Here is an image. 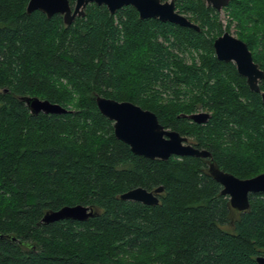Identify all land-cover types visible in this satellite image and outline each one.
<instances>
[{"label":"trees","instance_id":"1","mask_svg":"<svg viewBox=\"0 0 264 264\" xmlns=\"http://www.w3.org/2000/svg\"><path fill=\"white\" fill-rule=\"evenodd\" d=\"M174 1L200 31L96 4L66 26L61 15H29L30 0H0V264H258L264 256L263 193L237 213L209 173L211 159L137 156L97 107L98 96L138 105L210 151L222 171L264 174L262 96L214 49L234 27L264 71V0H230L225 29L204 0ZM185 51L200 65H188ZM27 97L69 112L33 115ZM202 110L206 124L185 117ZM159 187L157 206L121 199ZM76 205L95 217L43 223Z\"/></svg>","mask_w":264,"mask_h":264},{"label":"water","instance_id":"2","mask_svg":"<svg viewBox=\"0 0 264 264\" xmlns=\"http://www.w3.org/2000/svg\"><path fill=\"white\" fill-rule=\"evenodd\" d=\"M204 1L217 11L226 8L230 3V0ZM91 4L107 7L111 15L117 14L124 7L132 6L139 13L141 20L154 19L200 31L198 25L176 10L174 0L170 2L161 0H75L73 7L70 0H30L27 13L31 15L39 11L49 19L55 15H61L65 25L71 26L77 18L85 17L86 9ZM214 49L219 61L235 64L238 74L247 80L249 89L260 94L264 102V93L260 88V83L264 80V71L255 63L248 45L229 32H225L214 41ZM23 100L33 115L41 113L62 115L69 112L59 104H53L37 97H27ZM96 103L101 114L114 123L116 138L128 145L133 154L137 156L161 161H168L174 156L211 159L209 173L221 185V194L229 198L232 209L246 212L251 208L250 196L264 194V174L242 180L222 171L214 163L210 151L189 144L188 138L177 131L165 129L155 113L130 102H118L101 96L96 98ZM185 117L196 124L203 125L210 120L211 114L202 112L185 115ZM163 192V187L151 192L144 188H136L122 194L121 199L147 206H157L160 202L158 195ZM95 215L93 208L84 205L66 206L58 211L47 212L43 223L49 225L64 220L86 222ZM256 261L258 264H264V256L258 257Z\"/></svg>","mask_w":264,"mask_h":264},{"label":"rangeland","instance_id":"3","mask_svg":"<svg viewBox=\"0 0 264 264\" xmlns=\"http://www.w3.org/2000/svg\"><path fill=\"white\" fill-rule=\"evenodd\" d=\"M169 2L172 1V0H168ZM220 12V16H219V19L221 21V24L223 25V29L226 28L227 24H228V21H229V18H228V13L226 12L225 8H223L221 11H218ZM188 18V15H184ZM189 19V18H188ZM228 32V31H227ZM230 34H232L233 36L237 37L236 35V29L233 27L231 29V31L229 32ZM238 38V37H237ZM180 53V52H179ZM181 58L185 59L187 61V64H191L193 62V60L195 59L194 62L198 63V65H200V58H199V54L198 53H195V52H183V54H181ZM194 58V59H193ZM235 65V64H234ZM201 112H206L208 113L207 111H201ZM210 114V113H209ZM169 130V129H167ZM173 131V130H172ZM188 138V137H187ZM189 139V138H188ZM188 143L191 144V141L190 139L188 140Z\"/></svg>","mask_w":264,"mask_h":264},{"label":"flooded vegetation","instance_id":"4","mask_svg":"<svg viewBox=\"0 0 264 264\" xmlns=\"http://www.w3.org/2000/svg\"><path fill=\"white\" fill-rule=\"evenodd\" d=\"M72 7H73V6H72ZM127 7H132V6H127ZM87 8H88V7H87ZM124 8H126V7H124ZM133 8H134V7H133ZM119 11H120V10H119ZM119 11H118V12H119ZM118 12H117V13H118ZM199 113H202V112H199ZM204 113H206V112H204ZM188 140H189V139H188ZM235 211H236V210H235ZM236 212H237V213H241V212H239V211H236Z\"/></svg>","mask_w":264,"mask_h":264}]
</instances>
